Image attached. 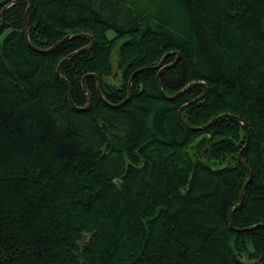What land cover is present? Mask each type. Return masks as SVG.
<instances>
[{
    "label": "trees",
    "instance_id": "16d2710c",
    "mask_svg": "<svg viewBox=\"0 0 264 264\" xmlns=\"http://www.w3.org/2000/svg\"><path fill=\"white\" fill-rule=\"evenodd\" d=\"M30 1L34 48L94 43L70 104L90 39L41 54L26 1L1 18L0 264H264V0ZM170 53L166 96L207 89L188 126L248 127L251 231L242 125L191 131L202 86L133 76Z\"/></svg>",
    "mask_w": 264,
    "mask_h": 264
},
{
    "label": "water",
    "instance_id": "95a60500",
    "mask_svg": "<svg viewBox=\"0 0 264 264\" xmlns=\"http://www.w3.org/2000/svg\"><path fill=\"white\" fill-rule=\"evenodd\" d=\"M19 1H26V2L28 3V7L26 8V11H25V19H26V25H25V37H26V41H27L28 46H29L30 49H32L33 51L38 52V53H41V54H45V53H49V52L53 51V50L56 49L57 47L61 46L62 44H64L65 42H68V41H70V40L78 39V38H81V37H86V38H89V39H90L91 44H90L89 46H87L86 48H83L82 50H79V51H77V52H74V53L68 55L66 58H64V59L60 62L59 66H58V68H57V70H56V73H57L59 79L64 80V79L60 76V67H61V65H62L66 60H68L69 58H71V57H73L74 55L78 54L79 52L91 48V47L93 46V43H94L93 38L90 37V36H88V35H84V34L71 35V36H67V37H65L63 40L57 42L56 44H54V45H53L51 48H49L48 50H44V51H42V50H38V49L34 48V47L31 45V43H30V41H29V38H28V22H27V17H28V12H29L30 9L32 8V2H31L30 0H3L2 2H0V6H4L3 10H2L1 13H0V24H1V18H2V16H3V14L5 13V11H6L8 8H10L12 5H14L15 3L19 2ZM170 56H175L174 61H173L172 63H170V64H165V60H166L168 57H170ZM179 60H180V56H179L178 53H170V54H167V55H165V56L162 58V60H161L156 66H154V67H148V68H141V69L137 70V71L133 74V76L136 75V74H138V73H141V72H143V71H147V70H158V73H157V75H156V84H157V87H158L159 93L161 94V96H162L166 101H173V100H175L179 95H181V94H182L184 91H186L187 88H189V87H193V86H197V85H198V86H202V87L204 88V93H203L201 96L195 98L194 100H192V101H190L189 103H187V104H185L184 106H182V107L179 109V111H178V119H179V121H180V122H181V123L187 128V129H189V130H191V131H201V130H204V129H206V128H209V127H210L211 125H213L216 121H218L219 119H222V118H232V119L236 120L237 122H239V123L242 125V128H243V130H244L245 133H246V142H245V145H244V147L242 148V150L239 152L238 157H237V160H238V163H239L243 168H245V170L248 172V180L245 182V184H244V186H243V189H242V196H241V201H240V203H239V204H238V205H237V206L231 211V213H230V217H229V218H230V226H231L232 230H233L235 233H242V232L251 231V230L255 229L256 227L247 228V229H235V228L233 227V222H232L233 214H234V213H235V212H236V211H237V210L243 205V203H244L246 188H247V185L249 184V182H250V180H251V171H250V169L245 165V163L242 161V158H241V157H242V153H243V151H244L246 145L248 144V142H249V138H250V132H249V130H248V127H247V125H246V124H245V123H244L239 117L234 116V115H230V114H223V115H220V116L214 118V119L211 120L208 124H206L205 126H202V127L192 128V127L188 126V125L184 122V120H183V118H182V112H183V110H184L186 107H188V106H190V105H193L194 103H196V102L201 101L202 99H204V97L206 96V93H207V89H206V86H205L204 84H202V83H201V84H192V85L188 86L187 88H185L184 90L180 91L178 94H176V95H174V96H166V95H165V93L163 92L162 87H161V83H160V75H161V73H162L163 71H165V70H167V69L173 67L174 65H176V64L179 62ZM91 76H93V75H91ZM133 76H132V77H133ZM86 77H87V76H86ZM86 77L83 78V88H84V92H85V94L88 96L89 93H88V91L86 90V88H85V86H84V80H85ZM64 81H65V80H64ZM131 81H132V78L130 79L129 86H130ZM65 82H66V81H65ZM97 82H98V93H99V96H100V98L105 102V100H104V98H103V96H102V93H101V91H100V80H99L98 78H97ZM66 83H67V87H68V100H69L70 104H72V99H71V89H70V86H69L68 82H66ZM129 97H130V88H129V92H128V97H127V98H126L121 104H119V105H111V104H107V103H106V104H107L109 107H111V108H117V107H120V106L124 105L125 103H127V101L129 100ZM88 106H89V102H88V105H87L85 108L81 109V110H85V109H87ZM81 110H80V111H81ZM262 227H263V226H262Z\"/></svg>",
    "mask_w": 264,
    "mask_h": 264
},
{
    "label": "rangeland",
    "instance_id": "374dc122",
    "mask_svg": "<svg viewBox=\"0 0 264 264\" xmlns=\"http://www.w3.org/2000/svg\"><path fill=\"white\" fill-rule=\"evenodd\" d=\"M28 18V17H27ZM112 36V33L110 32L109 33V37H111ZM116 51H117V49H116ZM116 51L114 52V58H113V61H112V63H113V65H114V70H115V63H116V58H115V55H116Z\"/></svg>",
    "mask_w": 264,
    "mask_h": 264
}]
</instances>
